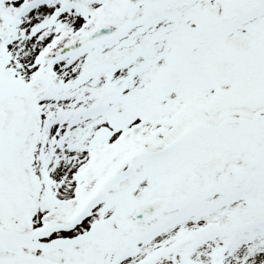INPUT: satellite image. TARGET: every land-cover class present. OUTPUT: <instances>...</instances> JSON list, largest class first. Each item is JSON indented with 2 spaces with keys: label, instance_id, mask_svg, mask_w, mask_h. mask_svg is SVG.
Here are the masks:
<instances>
[{
  "label": "snow or ice",
  "instance_id": "obj_1",
  "mask_svg": "<svg viewBox=\"0 0 264 264\" xmlns=\"http://www.w3.org/2000/svg\"><path fill=\"white\" fill-rule=\"evenodd\" d=\"M0 264H264V0H0Z\"/></svg>",
  "mask_w": 264,
  "mask_h": 264
}]
</instances>
